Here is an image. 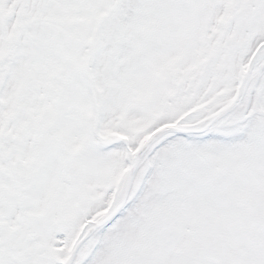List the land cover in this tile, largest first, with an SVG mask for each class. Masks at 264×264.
Here are the masks:
<instances>
[{"label":"snow or ice","instance_id":"1","mask_svg":"<svg viewBox=\"0 0 264 264\" xmlns=\"http://www.w3.org/2000/svg\"><path fill=\"white\" fill-rule=\"evenodd\" d=\"M0 264H264V0H0Z\"/></svg>","mask_w":264,"mask_h":264}]
</instances>
